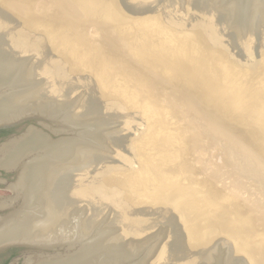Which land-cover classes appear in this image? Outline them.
<instances>
[{
	"label": "bare ground",
	"instance_id": "6f19581e",
	"mask_svg": "<svg viewBox=\"0 0 264 264\" xmlns=\"http://www.w3.org/2000/svg\"><path fill=\"white\" fill-rule=\"evenodd\" d=\"M108 2V0H57L60 13L54 18H43L34 14L33 0H0L3 7H7L13 13L18 11L24 16L23 25L25 27H30L34 34L40 35L42 40H49L52 45H56L57 52L61 54L60 57L64 59L66 64L76 68L75 70L80 67L89 68L102 83L115 84V92L121 97L144 103L146 101L144 100L145 95L152 93L155 86L161 81L170 85L188 84L196 94L200 96L202 94L204 98L211 99L218 96L223 98L225 101L224 108H226L223 113L226 116L231 115L233 123H238L239 114L232 109L236 108L238 111L244 102L251 101L254 93L260 87L259 85L263 84L264 78L261 70H264V52L258 54L254 50L247 55L240 54L231 48L234 46L231 45L232 41H229V38H221L222 42H225L221 47L208 46L199 39V32H193L195 30L189 29L191 22H180L169 15L168 17L160 16L162 10L166 11L164 3H160L158 6L154 5L155 8L152 9L154 13L145 16L143 22L132 21L126 24L117 18L119 17L118 13L111 15L112 10ZM248 6L253 7L255 13L259 12H257V18L260 13H264V0H249ZM241 7L239 6L240 10ZM224 8V11L228 13L230 11L236 13L232 3L225 5ZM94 19L111 20L115 23V28L123 29L129 41L132 34L129 33L131 29L124 28L126 25L146 33L148 36L147 43L145 41L140 46L133 44L135 47L133 52L140 62L138 67L129 63V65H125L124 69H121L120 75L111 72L114 76L109 77V71H115L113 67L118 63L114 59L119 61V58H113L114 54L105 51L102 53L105 58H102L101 53L89 45L87 38L77 33L79 27H85L86 23L92 25ZM233 27H235L232 28L234 32L241 31L237 25ZM260 28H262L260 29L262 35L259 44L264 45V27L260 26ZM177 33H184L191 38L190 40H181L177 38ZM97 36L99 37V35ZM205 47L216 50L219 54L218 59L207 55ZM180 52L188 54L189 59L179 57ZM113 61L115 62L113 63ZM6 65L12 67L13 63ZM252 65H256L257 69H251ZM95 69H101L103 77L97 74ZM198 76L205 77L201 80V83L204 84L202 93L199 91L198 84L194 83ZM133 89L138 93H132ZM24 95L19 96L21 98L9 96L4 100L0 99V125L14 122L12 120L16 103L26 98ZM147 105L149 109H154L155 104L147 103ZM231 106H233L232 109ZM119 107L124 108L122 104ZM63 109L65 110V106ZM74 117L76 116L74 115ZM74 117L72 113L70 116L68 114L70 121H77ZM145 133L144 144L141 148L144 150V147L147 146L148 150L153 153V157L143 155L136 157L132 149L123 145L121 140L115 139L119 144L120 158L111 163L109 170L107 168L112 180L120 186V188H112L111 197L114 199V204L116 206L121 204L124 214H127L129 209L136 208L137 220L155 218L160 222H172L174 242L187 238L190 246L193 247L191 250H194L195 257H190V259H194L192 264L196 263L195 260L200 262L202 260V264H209L207 259H203V252L212 244L210 243L212 241L208 239L214 237L213 240L222 241L228 248V264L237 260L245 264L262 263L264 261V241H256V219L236 207L229 213L233 218L224 216V213H222L223 216L219 214L218 217L217 215L218 225H214L208 217L203 218V220L197 217L192 221L191 216L200 213L201 208L199 207L200 199H197L190 190L195 186L193 184L198 186L199 184L186 178L183 158L176 148L171 147L173 155H169V157L166 155V149L161 150L155 145L153 137L149 134L150 131L145 130ZM123 134L129 137V134ZM26 137H28L26 141L23 138H13L10 143H4L0 146V167L6 170H15L18 167L22 170L9 186L12 196L7 200H0V210L7 209L0 216V248L12 244L24 245L29 250L28 256L24 258V264H94L102 262L100 259H103V256L108 252L111 256L119 257L123 261L121 256L123 254V257L126 258V255H124V249H121L120 238L100 236L102 232H107V229H105L106 231H99L96 235L98 238L89 239L88 235L84 236L93 224V218H97V214L94 215L95 211L92 212L93 216L88 220H80L79 210L50 208L49 193L47 192L48 183H50L52 174L59 165H62L67 159L72 160V157L73 159L76 157L78 145H66L63 148L62 146H45L47 141L44 136L32 130L26 134ZM244 141L247 148L253 150L249 146L251 145V138L245 137ZM38 145L39 148H45V153L49 152L51 155L55 153L60 159H55L56 161L44 159L34 162L29 167L21 166L30 147ZM156 155L158 158L166 160V163H158ZM168 161H177L178 169L172 170L168 167ZM236 166L238 167V165ZM241 171L244 176L253 179L259 185L260 191H263L260 186V178L258 179L256 175H253V168L248 170L246 166H243ZM199 187L205 186L200 185ZM203 192L205 195L207 194V191ZM73 193L75 194V192ZM54 194L53 199L60 206V198L65 194L61 192ZM207 198L210 199V202H218L229 210L227 204L230 199L226 195L208 193ZM175 225L181 228L179 230L174 229ZM198 225L200 228H197L198 232L196 233V230L193 229L194 226ZM105 227L110 229L107 225ZM200 230L204 232V236L199 233ZM62 241H69L68 246L56 250ZM181 245L186 246L184 243ZM181 245H176L178 252L183 249Z\"/></svg>",
	"mask_w": 264,
	"mask_h": 264
},
{
	"label": "water",
	"instance_id": "95a60500",
	"mask_svg": "<svg viewBox=\"0 0 264 264\" xmlns=\"http://www.w3.org/2000/svg\"><path fill=\"white\" fill-rule=\"evenodd\" d=\"M108 1L112 16L120 11L129 16H150V13H154L152 9L155 6L164 3L166 11L162 10L160 15L163 14L168 17L169 10L173 7L170 0ZM184 1L180 5L187 7L188 16L185 22H191L189 29L195 30L193 32H199V39L208 46L221 47V45L225 44L221 38H229V41H232L231 45L234 46L231 48L237 50L236 47L241 46L240 44L245 42L246 37H252L253 49L251 51L255 50L258 54L264 52V45L259 44L262 35L260 26L264 27V13H260L257 18L258 11L255 13V9L248 6L249 0ZM231 3L236 13L224 11V6ZM135 5L137 6L136 8ZM132 6H134L135 10L129 9ZM23 24L24 18H20L15 12L13 13L0 3V99L4 100L9 96L19 97L24 94L26 97L16 103V110H14L12 120L14 122L2 124L0 129L15 130L21 128L27 122L33 121L46 129L48 133L42 132L35 126H28L23 134L13 138H23L26 141L28 139L26 134L32 130L44 136L47 141L45 146H62L63 148L66 145H78L76 157L74 159L72 157V160L67 159L52 174L47 188L50 208L55 210L58 208L62 210H79L78 216H80V220H88L93 216L92 212L95 211L94 215L97 214V218H93L94 222H92L93 224L88 232H85L84 236L88 235L89 239L94 238L97 237L96 235L99 231L107 229V232H102L100 236L106 235L108 238H120L121 249H124L126 258L122 254L121 258L123 261H121L119 257L115 258L111 256L110 252H106L107 254L103 256V259H100L102 262L94 264H192L194 259H190V257H192L191 254L195 253L194 250H191L193 247L190 246L187 238L174 242L172 222H167L169 226L168 233L166 230V235L164 236L167 237L168 234V244L163 242V235L159 241V237H161L158 236L159 232L150 235V237L142 238L159 221L155 218L149 220L138 219L140 220L138 221L136 208L133 207L129 209L127 214H124L122 205L116 206L115 202H113L114 199L111 197L112 188H120V186L112 180L107 168L109 170L111 163L120 158L119 144H117L115 139L121 140V143L127 146V136L123 134L126 133V130L113 132L115 129L117 130L119 122L122 123V121L129 118L123 103L111 99L112 103L115 104L114 106L117 107V112L106 109L99 102L98 96L103 95L108 98L107 94L103 91L100 92L95 87V84L90 82L89 88L95 95L89 96L90 103L86 107H82L79 98L72 95L73 89L78 84L75 75H73L76 72V68H72V66L64 62V59L60 57L61 54L56 50V45L55 47L49 46V43H51L49 40H42L40 35L34 34L30 27H25ZM232 25H237L241 31L234 32L232 28L235 27ZM204 49L207 55L212 58L214 57L213 54L217 53L216 50H212L210 47H205ZM8 63H13L12 67H8L6 65ZM252 66H254L253 70L257 69L256 65ZM261 72L264 78V70H261ZM60 76H63L64 79H61ZM203 78L205 77L198 76L194 80V83L198 84L200 93H202L204 88V84L201 83ZM110 85L113 84L110 83ZM259 86L251 101L244 102L238 111L236 108L232 109L233 106H231L232 111L239 114V124L233 123L231 115L226 116L223 113L224 109H226L224 108L225 101L223 98L218 96L207 99L202 94L201 96L196 94L190 85L189 88L205 107L212 110L220 123L226 124L224 125L226 129L231 131L230 127L237 128V131L243 134L244 143L245 137L251 138V145H248L253 150L249 151L254 154L258 162L257 165H260L264 172V79L263 84ZM121 104L124 108L119 107ZM64 106L65 110L63 109ZM104 109L109 117L100 118L102 116L100 113ZM70 113L73 114V117L74 115L77 117H74L77 121H70V118H68ZM121 119L124 120L120 121ZM51 134L56 138H52ZM111 138L114 141L112 144L108 141ZM12 139H8L5 143H10ZM127 147L129 148V146ZM45 152V148H39V145L30 147L22 160L23 164L21 166L29 167L34 162L44 159L47 161L60 159L55 153L51 155L49 152ZM106 154L109 155V158L104 156ZM20 171L22 172L18 167L15 169L14 178ZM59 192L65 194L60 198V206L53 199L55 197L54 193ZM199 207L201 211L191 216L192 221L197 219V217L201 218V220L208 217L212 221V217L202 204ZM216 213L218 217L219 214L223 216L220 211H216ZM216 221L219 222L218 218H216ZM140 222L142 226L139 225ZM199 223L201 224V221ZM213 224L218 225L214 222ZM105 225L110 227V229L106 228ZM198 227L200 228V225L194 226L193 230H196V233L198 232ZM180 228L177 225L174 226V229L179 230ZM181 233L183 234V231ZM149 239H152L149 244L141 245ZM181 243L186 246L183 247ZM207 243L209 242L207 241ZM210 243H212L210 247L203 252V259H207L206 253L211 252L214 248L215 240ZM68 244L69 241H62V246L59 245L56 250L63 249ZM176 245H181L183 249L178 252ZM18 247H21L25 252L29 251L24 245ZM139 247L141 248L140 255H137Z\"/></svg>",
	"mask_w": 264,
	"mask_h": 264
},
{
	"label": "rangeland",
	"instance_id": "374dc122",
	"mask_svg": "<svg viewBox=\"0 0 264 264\" xmlns=\"http://www.w3.org/2000/svg\"><path fill=\"white\" fill-rule=\"evenodd\" d=\"M170 1L173 7L170 8L169 15L180 22H185L188 16L186 11L187 7L185 8L180 5L181 2L183 4V2L185 1ZM40 6L41 8L38 10ZM136 7L137 6L135 5V8ZM135 8L134 6L129 7V9L131 10H135ZM33 11L36 16H42L43 18H54L60 13V7H58L57 0H33ZM39 11L41 12L39 13ZM16 14L20 18L24 17L18 11H16ZM118 14V18L120 20H123L126 24L132 21L143 22L145 20V16H129L123 11H120ZM160 16H163V14ZM84 26L85 27H79L77 29V33L83 37H86L89 45H91L92 48L101 53L102 58H105V56H103L102 54L103 51L108 52L109 54H114V56H112L113 58H119V61L118 59H114L118 63L115 64L116 66L113 67L115 71H109L110 77L114 76L112 74L113 72H116L120 75V71H122L121 69H124L125 65H129V63L135 65L136 67L139 66L140 62L133 52L135 48L133 47V44L140 46L141 43L143 44L145 41L147 43L148 36L145 32H142L138 28L134 29L131 28V26L129 27L126 25V27L124 28H127L128 30L131 29L129 33L132 34V38L130 37L129 41V39H127L128 37L125 36L126 34L123 32V29L115 28V23L111 20L94 19L92 25L86 23V25ZM93 33H98L97 35H99V37L97 35L95 36V34ZM176 36L181 40H190L191 38L185 35L184 33H177ZM26 41L28 40L26 39ZM252 42V37H246L244 42L245 44L241 43V46H238V52L245 55L249 54V52L253 49ZM49 46L55 47V45H51V43H49ZM178 56L182 57L183 59H189V55L184 52H180ZM213 56L214 59H218L219 54L214 53ZM115 61H113V63ZM251 69H254V66H251ZM95 72L102 76L103 71L101 69H95ZM73 75H75V79H77L78 84L73 89L72 95L79 98L82 107H86L90 103L89 96L92 97L95 95V93L89 88L90 82L94 83L95 87H97L100 92L103 91L107 94L108 98L103 95L98 96V99L100 100L99 102H101L106 109L117 112V107L114 106L115 104L112 103L111 99L123 103V106L125 107V112L128 114L129 118L126 120L121 119L120 121H124H122V123L119 122L117 130L115 129L113 132H117L119 130H126V133L129 134V137H127L126 141L127 146H129V149L133 150V153L136 155V157H140L141 155L153 157V153L148 150L147 146L144 147V150H142L141 148L143 147L142 144H144V139L146 136L145 130H149V134L153 137L155 145L161 150L166 149L165 151L167 152V156L173 155L171 147L176 148V150L180 152L183 158V168L186 169L184 172L186 178H188L189 181L196 182L197 184H199V186H205L202 188L196 184H193L195 186H193L190 191L197 199H200L199 205L202 204L204 209H206L207 213H209L212 217L211 219L215 224H217L216 211L224 213V216H227L228 218L229 216L230 218H233L232 215L229 214L230 211L234 210V208L236 207H239L242 212H244L245 214H249L256 219V241H264V172L262 171L260 165H257L258 162L256 161V157L254 156V154L249 151L247 145L243 142V134L237 131L238 129L235 127H230L231 131H229V129H226V127L224 126L226 124L223 125L222 123H220L218 117L213 114L212 110L205 107L195 97V95L191 92L188 84L170 85L161 81L158 85L155 86L152 93L145 95L146 98L144 100L149 101L146 102L143 100L144 103H140L139 101L125 99L120 95L116 94L114 88L115 86H113L115 84L110 85V83H102L101 80L97 79V77L95 76L96 74L93 75V71L89 68L80 67L78 70H76L75 74L73 73ZM147 75L151 76L149 73H147ZM60 77L61 79H64L63 76ZM169 89L171 91H168ZM132 93L137 94L138 91L133 89ZM179 93L182 96H180ZM163 100L166 101L164 102ZM147 103L155 104L154 109H149ZM169 104H171L172 106ZM143 112H146V114H143ZM100 115H102L100 118L108 116L106 114L105 109L101 111ZM28 126H35L42 132L48 133L46 129L37 125L35 122L30 121L25 123L19 129L8 130L3 132L0 137V145H3L6 141H8V139H12L14 136L18 137L23 134L25 132L26 127ZM51 137L56 138L52 134ZM108 141L110 144H112V142L114 143V141H112V138ZM198 153H200L201 157L198 156ZM104 156L109 158L108 154ZM156 159L158 163H166V160L164 161L160 157L158 158L157 155ZM176 162L168 161L167 166L170 167L172 170H177L178 168L176 166ZM235 164L238 165V167ZM243 166H246L248 170L253 168V175H256V178L258 177V179L260 178L261 180L260 186L262 187V192L259 189V185H257V183L253 179L244 176L243 172L241 171ZM0 174V200H3L4 198L12 196L9 192L8 186L14 181H12L11 179V174L5 173L3 171H1ZM5 180H8V183H5ZM228 189L230 190V192H228ZM203 191H207V194L220 193L224 196L226 195V197L230 199L229 203L227 204L229 210H227V208L225 209L224 206L220 205V203L218 202H210V199L207 198V194L205 195ZM225 192H227V194H225ZM155 226V229H150L148 232H146V237L143 236V238H147L148 236L150 237V235L159 232L158 236H161L159 237V241L161 240L163 235V242L165 244H168V234L167 237H164L166 235V230L168 233V224L159 221ZM163 232L165 233V235ZM199 233L201 235L203 234L202 236H204V232L202 230H200ZM214 238H209L208 240L213 241ZM151 240H146V242L142 243L141 245L149 244ZM214 244L215 245L213 246L214 248L212 249V251L206 253V257L209 264H228V248L226 247V245L222 241H215ZM140 249L141 248L139 247L137 255L140 253ZM28 254L29 251L25 253V251L23 250L20 252L18 251L15 255H12L11 258H8L10 252H7L1 255L0 264H2V262H4L5 260H7L5 264H23L24 257H27ZM191 256L195 257L194 254H191ZM195 264L202 263L199 260H196ZM232 264L245 263L237 260ZM260 264H264V261Z\"/></svg>",
	"mask_w": 264,
	"mask_h": 264
},
{
	"label": "flooded vegetation",
	"instance_id": "af4514ba",
	"mask_svg": "<svg viewBox=\"0 0 264 264\" xmlns=\"http://www.w3.org/2000/svg\"><path fill=\"white\" fill-rule=\"evenodd\" d=\"M5 131H8V130H4V129H0V137H1V134L3 133V132H5ZM1 146V145H0ZM1 171H3V172H5V173H9V174H11V179H12V181H14V176H15V170H6V169H3V168H1L0 167V172ZM8 171V172H7ZM13 176V177H12ZM0 179H1V174H0ZM1 182V181H0ZM5 183H8V180H5L4 181ZM9 186H10V184H9ZM8 186V187H9ZM10 190V189H9ZM10 192V194H11V191H9ZM9 198V197H8ZM8 198H4V199H8ZM2 199V198H1ZM3 199V200H4ZM7 211V209H5V210H0V216L3 214V213H5ZM20 252V251H23V249L21 248V247H18L17 245H15V244H12V245H5V247L3 248L2 247V249L0 248V257H1V255L2 254H5V253H7V252H10V255H9V257L8 258H11V256L12 255H15L17 252ZM25 253H27V252H25ZM24 255V254H23ZM25 258V257H24ZM7 262V260H5L4 262H2V264H5ZM23 264H24V262H23Z\"/></svg>",
	"mask_w": 264,
	"mask_h": 264
}]
</instances>
